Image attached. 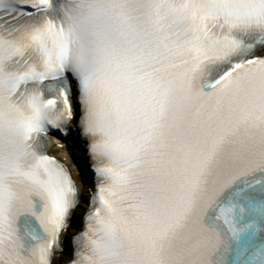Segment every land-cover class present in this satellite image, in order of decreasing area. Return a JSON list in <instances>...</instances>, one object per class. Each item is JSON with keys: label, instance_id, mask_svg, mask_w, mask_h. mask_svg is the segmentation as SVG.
I'll list each match as a JSON object with an SVG mask.
<instances>
[{"label": "snow or ice", "instance_id": "6c2138e0", "mask_svg": "<svg viewBox=\"0 0 264 264\" xmlns=\"http://www.w3.org/2000/svg\"><path fill=\"white\" fill-rule=\"evenodd\" d=\"M0 264H264V0H0Z\"/></svg>", "mask_w": 264, "mask_h": 264}, {"label": "bare ground", "instance_id": "6f19581e", "mask_svg": "<svg viewBox=\"0 0 264 264\" xmlns=\"http://www.w3.org/2000/svg\"><path fill=\"white\" fill-rule=\"evenodd\" d=\"M61 142H63V141H61ZM52 152L57 154L58 156L62 157L69 165L76 166L75 162L68 156V148L67 147H65L63 150L53 148ZM74 176L77 178L78 183H80L81 186H83L82 177H81L79 171L77 170V168L75 169Z\"/></svg>", "mask_w": 264, "mask_h": 264}]
</instances>
